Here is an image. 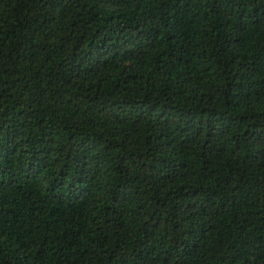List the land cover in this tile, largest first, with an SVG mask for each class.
<instances>
[{
    "label": "trees",
    "instance_id": "trees-1",
    "mask_svg": "<svg viewBox=\"0 0 264 264\" xmlns=\"http://www.w3.org/2000/svg\"><path fill=\"white\" fill-rule=\"evenodd\" d=\"M0 264H264V0H0Z\"/></svg>",
    "mask_w": 264,
    "mask_h": 264
}]
</instances>
